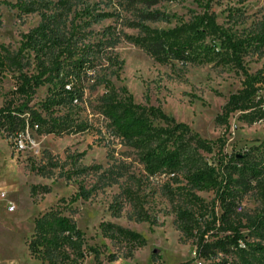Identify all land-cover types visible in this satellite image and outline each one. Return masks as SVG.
I'll return each instance as SVG.
<instances>
[{
  "label": "rangeland",
  "instance_id": "obj_1",
  "mask_svg": "<svg viewBox=\"0 0 264 264\" xmlns=\"http://www.w3.org/2000/svg\"><path fill=\"white\" fill-rule=\"evenodd\" d=\"M13 1L0 0V43L11 50L17 48L22 33L39 21L37 12H21L6 3ZM101 7L112 14L90 28L100 30L109 25L116 39L107 48L122 60L120 68L109 69L118 74L110 75L116 87L125 86L135 103L157 106L200 137L214 141L210 152L202 151L209 162L217 158L227 161L237 154L264 166V106L263 111H235L226 122L219 118L229 94L242 87L244 76L239 67L223 54L201 61H157L134 41L139 32L130 23L138 4L114 0ZM155 7L172 16L169 22H146L153 28H171L203 9L194 0L161 1ZM209 10L227 33L248 38L241 63L249 73L258 72L255 86L264 95V0H216L210 2ZM253 36L262 40L253 41ZM101 63L106 64L104 60ZM13 88L14 77L8 73L0 77V105ZM45 90V86L38 87L30 103L37 107ZM101 92L98 85L84 94L78 112L79 119L87 122L84 128L60 134L28 128L27 143L21 149L10 145L0 133V192L4 193L0 194V264H46L29 253L27 242L33 235L35 219L50 208L69 216L81 230L83 257L78 264H197L192 255L194 236L178 228L176 212L185 205L200 204L201 209L214 206L219 213L218 202H213L215 192L197 190V201L189 197L185 187L180 188L185 183L181 172L176 174L178 182L166 172L148 175L137 150L127 145L98 111ZM82 166L91 168L75 176L73 167ZM67 171L72 172L70 178ZM219 171L222 175L223 169ZM79 182L96 188L87 199L71 202ZM31 185H37L34 195L30 194ZM237 195L235 204L240 209L235 212L242 221L264 208V167L250 188ZM10 204L13 210L8 209ZM116 205L119 210L115 214ZM102 223L135 232L139 239H129L125 234L108 237ZM242 231L248 233L246 228ZM247 235L249 240L253 238ZM154 248L158 252H153ZM227 259L236 264L240 261L235 251ZM212 260L203 259L202 264Z\"/></svg>",
  "mask_w": 264,
  "mask_h": 264
},
{
  "label": "trees",
  "instance_id": "obj_2",
  "mask_svg": "<svg viewBox=\"0 0 264 264\" xmlns=\"http://www.w3.org/2000/svg\"><path fill=\"white\" fill-rule=\"evenodd\" d=\"M113 1L6 2L21 12H37L39 21L22 33L15 50L0 43V77L6 73L14 77V88L0 105V133L15 146V137L26 127L54 134L84 128L87 122L78 117L80 104L87 90L101 85L98 111L114 132L137 150L148 175L166 172L178 182L176 174L181 172L185 183L180 188L185 187L189 197L197 201L200 198L195 191L211 189L215 192L213 202H218L219 213L214 211V206L206 208V205L201 209L200 204L185 205L176 212L178 228L194 236L197 257L213 259L211 264H236L227 259L235 251L239 264H264V208L257 214L245 216L244 221L235 212L238 192L250 188L264 166L243 160L237 154L227 161L217 158L215 162H209L202 151L210 152L214 141L200 137L186 123L176 121L157 106L135 103L125 86L113 84L111 72L116 77L118 74L109 69L112 66L120 68L122 60L107 48L116 39L109 25L100 30L90 28L112 14L101 6H108ZM124 1L138 4L135 19L130 23L139 32L134 41L155 60L201 61L223 54L242 70V87L229 94L219 115L222 121L226 122L235 111L262 110L264 95H260L255 86L259 80L258 72L249 73L241 63V52L246 48L248 38H235L217 23L214 12L209 10L210 2L216 0H194L202 11L171 28H153L146 22H169L172 14L155 5L173 0ZM251 39L262 40L260 36ZM40 86H45V96L35 107L30 102ZM73 168V173L78 176L91 167ZM220 169H223L222 175ZM35 170L42 173L40 167ZM71 176L72 172L67 171L66 177ZM95 188L79 182L69 201L87 199ZM36 192L37 185H31L30 194ZM114 210L116 214L119 206L116 205ZM139 219L148 220V217L140 216ZM244 228L253 236L251 240L247 238L248 233L242 231ZM102 229L108 237L125 234L129 239H139L137 233L112 223H102ZM81 245L82 232L75 222L53 208L35 219L33 235L27 242L29 253L46 264L64 261H67L65 264H78V259L83 257ZM247 252L252 257L244 256Z\"/></svg>",
  "mask_w": 264,
  "mask_h": 264
},
{
  "label": "built area",
  "instance_id": "obj_3",
  "mask_svg": "<svg viewBox=\"0 0 264 264\" xmlns=\"http://www.w3.org/2000/svg\"><path fill=\"white\" fill-rule=\"evenodd\" d=\"M27 133H28V127H26L24 129V131H20L17 134V136L15 137V147L17 149H21V148H24L26 146L27 140H26L25 135H28ZM0 194L3 195L4 193L1 191ZM8 209L13 210L14 205L13 204L8 205ZM239 209H240V206H236V210H239ZM240 244H242V243L240 242ZM192 255H193V257L197 258L195 260L197 264H202L203 258L197 257L195 249L192 250Z\"/></svg>",
  "mask_w": 264,
  "mask_h": 264
},
{
  "label": "water",
  "instance_id": "obj_4",
  "mask_svg": "<svg viewBox=\"0 0 264 264\" xmlns=\"http://www.w3.org/2000/svg\"><path fill=\"white\" fill-rule=\"evenodd\" d=\"M153 252H158V249H157V248H154V249H153Z\"/></svg>",
  "mask_w": 264,
  "mask_h": 264
}]
</instances>
